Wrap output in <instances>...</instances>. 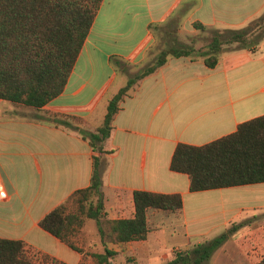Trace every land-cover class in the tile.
<instances>
[{"label": "crops", "instance_id": "crops-1", "mask_svg": "<svg viewBox=\"0 0 264 264\" xmlns=\"http://www.w3.org/2000/svg\"><path fill=\"white\" fill-rule=\"evenodd\" d=\"M259 1L264 6V0L252 2ZM236 2L102 0L56 99L40 111L0 100V185L8 196L0 200V239L23 241L38 255L34 264H48L42 256L49 262L94 264L90 256L71 250L38 226L73 192L88 187L92 174L94 152L88 141L55 119L94 132L108 100L127 81L110 58L141 65L153 43L148 26L167 23L179 12L180 21L190 28L193 23L207 29L243 28L223 22L236 11ZM224 49L213 69L200 60H169L121 103L103 144L109 152L103 156L102 174L106 218H132L134 191L180 194L183 204L179 213L149 210L145 240L109 244L117 252L111 264H125V256L130 257L128 264H154L158 254L154 248L163 237L175 243L167 255L162 253L164 264L173 250L189 251L246 221L248 214H264V183L190 192L188 177L169 168L177 144L203 146L264 115V40L254 53ZM24 112L34 118L28 119ZM238 231L204 264H258L264 256V230L251 238H237ZM138 243L142 254L136 250ZM99 250L103 251L101 246Z\"/></svg>", "mask_w": 264, "mask_h": 264}, {"label": "trees", "instance_id": "trees-1", "mask_svg": "<svg viewBox=\"0 0 264 264\" xmlns=\"http://www.w3.org/2000/svg\"><path fill=\"white\" fill-rule=\"evenodd\" d=\"M101 2L0 0V100L40 111L56 99L67 84ZM169 22L178 21L172 19ZM164 24L149 25L148 30L154 36V32ZM193 28L207 29L199 23H193ZM263 40L264 11L240 29L211 28L210 40L204 48L175 44L161 50L153 63L144 65V61L136 66L138 72L128 76L126 84L108 100L103 121L94 132L80 130L66 120L55 119L88 141L94 152L92 174L89 186L76 190L46 214L38 222L39 228L71 250L90 256L94 264H111L117 252L110 250L109 244L125 245L145 240L149 210L179 213L183 204L180 194L134 191L132 218H106L102 174L106 165L103 156L109 152L104 151L103 144L111 134L121 103L137 90L144 78L171 59L200 60L205 67L213 69L219 63L224 48L254 53ZM110 63L121 71L123 64H128L116 57L110 58ZM169 168L188 177L190 192L264 183V115L240 124L234 133L206 145L177 144ZM90 222L95 224L103 249L101 253L87 254L78 247L79 235L85 232ZM245 222L233 224L220 235L189 251H174L172 258L164 264H204ZM37 257L23 241L0 239V264H34ZM42 260L48 264H64L56 260L49 262L46 256H42ZM258 264H264V256Z\"/></svg>", "mask_w": 264, "mask_h": 264}, {"label": "rangeland", "instance_id": "rangeland-1", "mask_svg": "<svg viewBox=\"0 0 264 264\" xmlns=\"http://www.w3.org/2000/svg\"><path fill=\"white\" fill-rule=\"evenodd\" d=\"M254 0H237L236 2V11L227 17L223 18L224 24L232 25V26H240L245 27L250 21L260 16L264 11V6L261 5V1L259 2H252ZM252 2V3H251ZM180 14L179 12L174 18L177 19V23L174 22H167L164 25L160 26L157 31L154 32L153 36V43L147 51L146 59L144 65H149L153 63L154 59L157 57L161 50H164L167 47H170L175 44H183L187 45L193 49H202L204 48L211 37V28L206 30H195L193 27L190 28L189 26H185L182 21H180ZM171 19V21H172ZM193 26V25H192ZM221 26H224L221 24ZM170 32V34H169ZM122 71L124 72L125 76L135 75L139 69L136 66L131 64H123ZM19 107V106H18ZM28 119H33V114L31 112H24ZM247 225L242 227L237 234V238H251L252 236H256L260 233V229L264 230V214L263 212H257L254 214H248L245 216ZM91 230L87 229L81 235H79L78 240V247H80L83 251L87 254L91 252H99L101 243L99 241L98 235H96L95 231V224L93 222L90 223ZM174 240L170 238L161 239L158 246L154 249L158 252L157 258L154 259V264H163V256L162 253L168 254L171 248L174 246ZM136 250L139 254H142V246L141 243L136 244ZM164 251H161V250ZM166 250V251H165ZM173 251H180V250H173ZM161 252V253H160ZM138 258L141 260L140 256L137 255ZM128 256H125L123 263L128 264ZM163 261H161V259ZM140 264H144L142 261H139ZM211 264V263H209Z\"/></svg>", "mask_w": 264, "mask_h": 264}, {"label": "built area", "instance_id": "built-area-1", "mask_svg": "<svg viewBox=\"0 0 264 264\" xmlns=\"http://www.w3.org/2000/svg\"><path fill=\"white\" fill-rule=\"evenodd\" d=\"M8 198L5 189L0 185V200H6Z\"/></svg>", "mask_w": 264, "mask_h": 264}, {"label": "water", "instance_id": "water-1", "mask_svg": "<svg viewBox=\"0 0 264 264\" xmlns=\"http://www.w3.org/2000/svg\"><path fill=\"white\" fill-rule=\"evenodd\" d=\"M224 50H227V49H224Z\"/></svg>", "mask_w": 264, "mask_h": 264}]
</instances>
